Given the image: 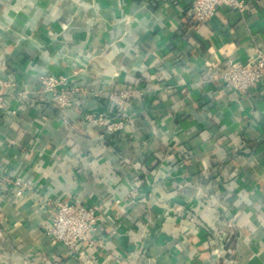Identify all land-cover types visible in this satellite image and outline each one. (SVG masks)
Masks as SVG:
<instances>
[{"label": "crops", "instance_id": "obj_1", "mask_svg": "<svg viewBox=\"0 0 264 264\" xmlns=\"http://www.w3.org/2000/svg\"><path fill=\"white\" fill-rule=\"evenodd\" d=\"M193 1L0 0V76L17 84L1 89L0 174L21 182L0 188V264H264V84L210 85L227 58L264 47V0L204 23ZM41 75L67 76L74 106ZM125 91L119 134L81 122ZM71 196L104 204L102 250L78 257L46 235ZM228 216L236 237L221 247L211 233Z\"/></svg>", "mask_w": 264, "mask_h": 264}, {"label": "built area", "instance_id": "obj_2", "mask_svg": "<svg viewBox=\"0 0 264 264\" xmlns=\"http://www.w3.org/2000/svg\"><path fill=\"white\" fill-rule=\"evenodd\" d=\"M250 0H194L189 8V12L194 21L198 23L209 22L217 17L218 12L243 11ZM7 66L0 67V73L7 71ZM7 73V72H5ZM10 73V72H9ZM13 75L7 78L0 76V108L4 105V95L2 88H16ZM41 88L46 92H53V101L62 107H73L78 88L68 83L65 75H41L39 77ZM264 84V47L254 46L253 54L248 62L243 63L229 57L225 60L220 72L211 80L210 85L218 91L231 92L239 96L250 95L252 92ZM182 93H188L187 88L182 89ZM18 100H22L24 94L28 92L17 91ZM100 96V94H97ZM110 103L114 106L113 111L94 110L85 111L80 115L81 122L87 125H95L101 128L104 136L119 134L128 121L127 117L133 108V98L129 91L122 94L109 92L106 94ZM122 113L121 117L115 116L116 109ZM104 138L105 140H107ZM21 182L10 175L0 174V188L6 185H18ZM137 184H133L129 197L131 200L140 196L146 199L149 195L143 193ZM137 201V200H136ZM120 203V199H116ZM105 206L102 203L92 204L82 202L76 197L64 198L56 202L50 210L49 225L46 227V235L54 243L60 244L69 252L76 256H81L85 246L102 250L105 247V236L99 231L103 220L102 214ZM211 236L221 247L230 244V240L236 237L235 224L228 216L224 223L213 230Z\"/></svg>", "mask_w": 264, "mask_h": 264}]
</instances>
